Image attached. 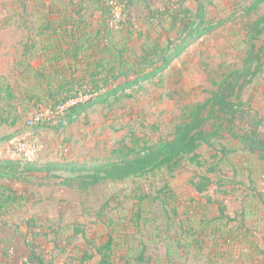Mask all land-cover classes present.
I'll return each instance as SVG.
<instances>
[{
  "label": "rangeland",
  "instance_id": "obj_1",
  "mask_svg": "<svg viewBox=\"0 0 264 264\" xmlns=\"http://www.w3.org/2000/svg\"><path fill=\"white\" fill-rule=\"evenodd\" d=\"M43 1L0 0V198L14 199L0 207V264H39L33 254L44 264H141L143 249V264H264V4L248 16L254 0H189L196 22L202 3L208 25L225 23L156 79L69 125L66 111L29 95L33 78L24 75L32 61L24 58L28 32ZM70 1L95 24L98 4L108 3L116 23L125 6ZM168 2L176 0H133L130 32L149 31L150 8L162 11ZM158 31L165 46L170 38L178 43L175 31ZM222 88L232 109L209 113L208 141L195 154L140 177L101 173L173 141L191 108ZM36 112L44 119L31 129L26 121ZM12 134L22 136L1 141ZM21 139L39 150L31 161L10 154ZM28 164L37 170L25 172Z\"/></svg>",
  "mask_w": 264,
  "mask_h": 264
},
{
  "label": "trees",
  "instance_id": "obj_2",
  "mask_svg": "<svg viewBox=\"0 0 264 264\" xmlns=\"http://www.w3.org/2000/svg\"><path fill=\"white\" fill-rule=\"evenodd\" d=\"M121 1L125 6L118 15V23L115 22V12L108 3H103L91 10L93 14H100V19L95 24V21L88 20L83 12H75L76 7L70 0L63 1L59 6L54 0L49 4L44 0L43 12L28 32L24 58L27 61L29 57L32 61L30 71L24 75L26 78H33L30 81L31 87L28 86L29 95L35 94L32 97L37 98L39 102L48 101L56 107L54 109L84 96L91 97L67 109L69 125L95 105L107 103L108 97H116L120 92L125 94L130 89L141 87L143 83L156 79L192 45L225 23L208 25L205 20V6L202 3L197 9L200 22H196L189 14V0H176L171 5L170 2L164 3L162 11L150 8L145 23L148 24L149 31L143 32L139 27L130 32V25H127L130 20L127 8L133 5V0ZM263 4L264 0H254L247 6L245 13L252 15ZM125 11L128 14H125ZM165 28L179 35L178 43L173 38L168 40L166 46L162 43L163 35L158 30ZM257 34H261V30H258ZM20 65L29 64L21 62ZM256 74L257 72L251 73ZM103 91L105 93L100 95ZM226 91L222 88L209 103L193 106L188 121L176 128L173 141L159 143L146 154L121 159L105 171L101 170V173L114 181L140 177L179 158L195 154L200 145L208 141L204 125L209 120V113H216L217 110L225 108L232 109ZM96 94L99 96L94 98ZM9 97L14 98L13 95ZM17 135L22 136L12 134L1 141L6 143ZM23 168L27 173L37 170L33 164ZM9 200L14 199L8 195L0 198V207L4 209ZM2 215L0 212V218ZM137 259L138 263H145L144 249ZM30 260L44 264L42 257L37 254L31 255Z\"/></svg>",
  "mask_w": 264,
  "mask_h": 264
},
{
  "label": "built area",
  "instance_id": "obj_3",
  "mask_svg": "<svg viewBox=\"0 0 264 264\" xmlns=\"http://www.w3.org/2000/svg\"><path fill=\"white\" fill-rule=\"evenodd\" d=\"M119 15V13H117ZM82 101L80 98L70 101L67 104L58 107L56 110L58 113L63 114L67 109L71 106H74L77 102ZM44 119V114L42 112H36L34 113L30 118L27 119L26 125L29 128H33L36 125L42 123ZM10 154L15 157H19L26 161H31L34 159L38 154V148L35 144H33L28 139H21L18 140L15 144H13V147L10 149Z\"/></svg>",
  "mask_w": 264,
  "mask_h": 264
},
{
  "label": "crops",
  "instance_id": "obj_4",
  "mask_svg": "<svg viewBox=\"0 0 264 264\" xmlns=\"http://www.w3.org/2000/svg\"><path fill=\"white\" fill-rule=\"evenodd\" d=\"M8 145V144H7Z\"/></svg>",
  "mask_w": 264,
  "mask_h": 264
}]
</instances>
